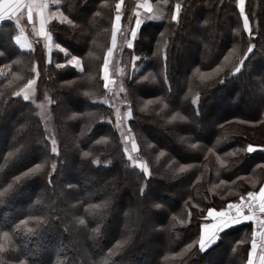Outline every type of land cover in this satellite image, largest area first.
Listing matches in <instances>:
<instances>
[{
    "label": "trees",
    "instance_id": "1",
    "mask_svg": "<svg viewBox=\"0 0 264 264\" xmlns=\"http://www.w3.org/2000/svg\"><path fill=\"white\" fill-rule=\"evenodd\" d=\"M51 1L73 23L49 21L50 56L33 24L0 23V192L13 184L0 198V264H248L250 221L206 252L198 241L210 208L264 185V0H245L243 12L237 0H148L155 19H146L144 0H123L118 26L121 0ZM21 28L34 52L15 44ZM28 79L36 92L24 101L14 93ZM46 102L50 129L39 112ZM129 108L132 119L117 129L116 109L126 116ZM129 128L133 161L120 135Z\"/></svg>",
    "mask_w": 264,
    "mask_h": 264
},
{
    "label": "snow or ice",
    "instance_id": "2",
    "mask_svg": "<svg viewBox=\"0 0 264 264\" xmlns=\"http://www.w3.org/2000/svg\"><path fill=\"white\" fill-rule=\"evenodd\" d=\"M123 3V0H121L120 4L116 5V16H115V21H116V25L118 26L120 24L121 21V12H120V8H121V4ZM243 4H244V0H240V5H241V12H243ZM141 7H143L144 12L147 13V17L146 19H155L156 17L152 16V12H153V8L152 5L148 2V0H144V3L141 5ZM180 5L177 4L176 5V11L175 14L172 16V19L174 21L178 20L179 18V13H180ZM48 9V4L47 3H37V0H0V21H4V20H14L17 22V26L18 25V21L20 19L21 16L23 15H27V19L29 22H31L33 24V26L35 27L36 24V17L38 15L39 17V32L41 34H44L46 31V25L49 23V21L51 19H56L58 20L60 23H67L69 25H71L73 22L68 19V17L64 16L63 13L56 11V12H51L49 11L47 13V15H45V12ZM143 21L138 17L136 20V26L137 29H139L142 25ZM244 26L245 28L248 27V20L247 18L244 19ZM115 29L113 31V47H115L116 45V36H115ZM131 36L133 38H135L137 36V31L136 30H132L131 31ZM46 39L51 40V36H46ZM15 40V44L23 51H28V52H34L35 49L33 47V45L31 43H28L25 38H24V31L21 28L20 29V35H16L14 37ZM58 46V45H57ZM59 47V46H58ZM133 44L131 42H129L128 44V48H132ZM61 51L63 52L64 49L61 48ZM249 52L252 51L251 48H249L248 50ZM0 55H2V53H0ZM109 57H111L112 55V49H109V53H108ZM135 59V58H134ZM51 63V61H49ZM69 64H71V66L75 69H78L80 72L84 71V67L82 65L81 59H79L78 57H74L71 56V58L68 61ZM241 63H243V61H241ZM6 67H9V71H11L10 66L5 65ZM56 68H63L64 65L57 63ZM108 70H109V61L107 59H105L104 61V88L107 89L109 84L113 83L112 80H110L109 78V74H108ZM33 71H36L35 69H33ZM197 71H199V69H197ZM241 71V69L239 67L236 68V72L239 73ZM36 75H39V72H36ZM165 82H167V77H165ZM220 83H223L224 81L221 79L219 81ZM36 83L35 79H28L27 82L24 84V86L22 88H20V90L15 91V96L16 97H20L22 98L24 101H29L32 98L33 95V85ZM262 91H264V88L261 89ZM121 91H124V89L122 88ZM198 100L199 97H197V100L192 101V103L194 105L198 106ZM149 103H152L151 100H149ZM117 112V120H116V127L117 129H122L124 127V122L125 120H131L133 113L131 108H129V110L127 111L126 116H121L120 115V110L116 109ZM173 119H175V117H173ZM181 119H184V117H181ZM109 123H111V121H109ZM131 133V129L129 128L127 132L121 131L120 135H121V139L122 142L124 143V153L127 155V159L129 161H133L135 158L132 155V152L137 151V145L135 142V139L131 137L130 135ZM129 143L131 144V148L129 149L128 145ZM48 147L49 145L47 143H45ZM193 147H196V145H193ZM256 149L250 144L247 147V152L248 153H252L254 152ZM50 151L52 154L59 156L60 152L58 150V146L56 143V140L53 138L51 140V146H50ZM261 151H264V149H261ZM85 156L88 155L87 152L84 153ZM161 155L163 156L164 153H161ZM140 170L146 175H149V170L147 165H140ZM262 167H264V165H262ZM43 169V165H38L35 166L34 168L29 169L27 172H25L23 174V177H28L31 174L34 173H38L40 171H42ZM52 169L53 171H55L56 169V165L52 164ZM22 180V177H16L14 183H19ZM13 187V184H9L8 188L5 189L4 192H0V198H3L6 193H8ZM144 191L145 189L141 188L139 191V195L143 196L144 195ZM258 202V203H257ZM245 203H247L248 205V210L250 212H254V209L256 207L259 208L261 213H264V187H260L258 193L257 192H253L250 191L247 193V199L245 200L243 197L241 198V201L239 203H228L226 206V209L221 207L220 210H216L215 208H210L207 211V217L211 218V220L213 221H218L217 223H213L211 225V228H209V226L207 224H204L201 228L202 231V235L199 238L198 244H199V251L200 252H206L208 250V248H210L220 237V234L222 232L227 231L229 228H234L235 225L240 224L241 221L243 220H250L253 219L252 215H245V209H244V205ZM159 206V205H157ZM173 219H175V217H173ZM80 224H84L83 220L79 221ZM28 224V220H23L20 222V225H27ZM43 224V221H41V226ZM255 224L257 225V227L261 230H264V219H257L255 220ZM20 225H17V230H20ZM213 229L215 231H213ZM36 229L29 227L27 229V233L32 235L34 233H36ZM211 233V234H209ZM3 238L4 239H9L10 244H12V236L8 233V232H3ZM262 235H264V233H262ZM12 247L13 244H12ZM251 249L253 253H256L257 251V241L255 239H253L252 244H251ZM5 251V248L2 244H0V253H3ZM260 252L262 254H264V241H261V247H260ZM20 264H27L26 261H21ZM248 264H254L253 259L249 258L248 260ZM261 264H264V255H261Z\"/></svg>",
    "mask_w": 264,
    "mask_h": 264
},
{
    "label": "rangeland",
    "instance_id": "3",
    "mask_svg": "<svg viewBox=\"0 0 264 264\" xmlns=\"http://www.w3.org/2000/svg\"><path fill=\"white\" fill-rule=\"evenodd\" d=\"M44 1H47V0H44ZM47 2L50 3L51 0H49ZM0 23H1V21H0ZM22 28L25 29L26 28V25L25 26L22 25ZM32 31L33 32L35 31L34 27L32 28L31 32ZM33 32H32V34H33ZM115 48H116V45H115V47L112 46V53L115 50ZM108 58H109V55L107 56L106 59L108 60ZM108 74H109V78L111 79V74L109 72H108ZM33 89H34L33 95H32V98L30 100H32L35 97V92H36L35 91L36 90L35 89V84L33 85ZM47 104H48V102L40 104L39 105V112H40V117H41L43 123L45 124L46 129H47V127L50 129L51 128V121H50L49 109H48V105ZM137 165L140 166V165H143V164L140 163V162H138ZM246 198H247V196L244 199L246 200ZM239 202H232V203H239ZM226 206L224 207L225 209H226ZM261 214H262V218L261 219H264V213H261ZM245 215L248 216L249 213L247 211H245ZM209 221H210V218L207 217V222H205V223L208 224ZM248 221H250L252 223V241H253V239H255L257 241V251H256V253H253L252 252V249H251L249 258H252L253 259L254 264H261V255H264V254H262L260 252V247H261V241H264V235H262V233H264V230H261V229H259L257 227V225L255 224V219L243 220V221L240 222V224L241 223H244V222H248Z\"/></svg>",
    "mask_w": 264,
    "mask_h": 264
},
{
    "label": "crops",
    "instance_id": "4",
    "mask_svg": "<svg viewBox=\"0 0 264 264\" xmlns=\"http://www.w3.org/2000/svg\"><path fill=\"white\" fill-rule=\"evenodd\" d=\"M47 1H49V0H47ZM47 1H44V0H37V3H47V4H48V9H47V11L45 12V15H47V13H48L49 11H51V12H56V10L54 9V6H53V4H52V1H51L50 3H48ZM237 1H238L239 8L241 9L240 0H237ZM244 2H245V0H244ZM53 3L55 4V2H53ZM243 6H244V4H243ZM18 23L21 24V25H23V26H25L26 24L28 25V23H31V22L28 21V19H27V15L25 14V15H23V16L20 17ZM31 24H32V23H31ZM33 27H34V26H33ZM45 27H46V31H45V33H44V34H41V33L39 32V17H38V15H37V17H36V24H35V27H34L35 31L33 32L32 35H33L34 37L42 38V39L45 40V43H46V49H47V52H48V56H50L51 51H52V49H53V43H52V40H48V39H46V36H49V33H48V24H47ZM24 38H25V40L29 43L28 39H27L25 36H24ZM103 77H104V71H103ZM263 187H264V186H263ZM217 222H218V221H213V220H211V218H210V221L208 222V224H207V223H205V224H207V225L209 226V228H211V225H212L213 223H217ZM203 225H204V224H203ZM213 231H215V230L213 229ZM202 234H203V233L201 232V235H202ZM209 234H211V233H209Z\"/></svg>",
    "mask_w": 264,
    "mask_h": 264
},
{
    "label": "built area",
    "instance_id": "5",
    "mask_svg": "<svg viewBox=\"0 0 264 264\" xmlns=\"http://www.w3.org/2000/svg\"><path fill=\"white\" fill-rule=\"evenodd\" d=\"M246 199H247V198H246ZM244 209H245V211H247V212L249 213V215H252V216H253V219L257 220V219H261V218H262V214H261V212L259 211V208H258V207H256V208L254 209V212H250V211L248 210V205H247V203H245V205H244Z\"/></svg>",
    "mask_w": 264,
    "mask_h": 264
}]
</instances>
